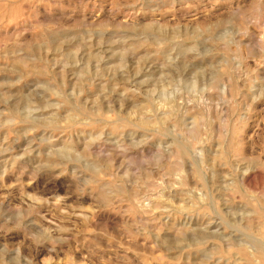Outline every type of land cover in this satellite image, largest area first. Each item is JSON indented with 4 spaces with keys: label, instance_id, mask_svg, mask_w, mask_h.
<instances>
[{
    "label": "rangeland",
    "instance_id": "1",
    "mask_svg": "<svg viewBox=\"0 0 264 264\" xmlns=\"http://www.w3.org/2000/svg\"><path fill=\"white\" fill-rule=\"evenodd\" d=\"M0 264H264V0H0Z\"/></svg>",
    "mask_w": 264,
    "mask_h": 264
},
{
    "label": "bare ground",
    "instance_id": "2",
    "mask_svg": "<svg viewBox=\"0 0 264 264\" xmlns=\"http://www.w3.org/2000/svg\"><path fill=\"white\" fill-rule=\"evenodd\" d=\"M250 249V248H249Z\"/></svg>",
    "mask_w": 264,
    "mask_h": 264
}]
</instances>
